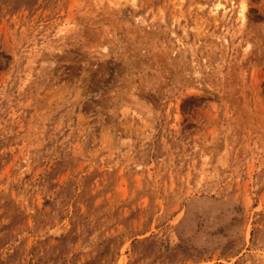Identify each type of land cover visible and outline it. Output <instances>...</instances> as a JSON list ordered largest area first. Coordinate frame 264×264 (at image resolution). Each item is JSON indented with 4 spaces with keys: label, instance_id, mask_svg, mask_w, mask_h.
Segmentation results:
<instances>
[{
    "label": "rangeland",
    "instance_id": "374dc122",
    "mask_svg": "<svg viewBox=\"0 0 264 264\" xmlns=\"http://www.w3.org/2000/svg\"><path fill=\"white\" fill-rule=\"evenodd\" d=\"M0 264H264V0H0Z\"/></svg>",
    "mask_w": 264,
    "mask_h": 264
},
{
    "label": "bare ground",
    "instance_id": "6f19581e",
    "mask_svg": "<svg viewBox=\"0 0 264 264\" xmlns=\"http://www.w3.org/2000/svg\"><path fill=\"white\" fill-rule=\"evenodd\" d=\"M237 15L241 22H244L246 19V13H247V4L245 2H242L237 7Z\"/></svg>",
    "mask_w": 264,
    "mask_h": 264
}]
</instances>
